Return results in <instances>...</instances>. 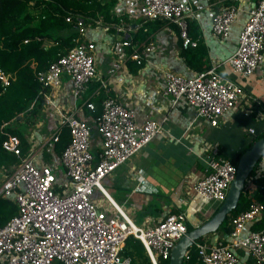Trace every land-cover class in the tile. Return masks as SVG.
Returning <instances> with one entry per match:
<instances>
[{
  "label": "built area",
  "instance_id": "2783aa9c",
  "mask_svg": "<svg viewBox=\"0 0 264 264\" xmlns=\"http://www.w3.org/2000/svg\"><path fill=\"white\" fill-rule=\"evenodd\" d=\"M238 8L228 4L212 14L210 30L214 37L225 39L228 36ZM115 11L143 21L172 23L178 28L182 46L196 44L187 35L189 20L198 17L196 0H124ZM247 15L236 49L223 61L230 66L232 76L220 71L219 62L215 61L191 75L165 72L162 94L172 106L185 101L194 109L189 127L197 119L211 126L218 125L244 98L241 81H247L261 69L264 77V0H256ZM74 17L80 34L85 32L87 22L92 21L108 29L102 20L82 15ZM66 20L70 21V17ZM117 42L116 49L130 47L128 36ZM95 49L94 42L78 43L52 62L46 71L37 72L38 80L44 86L58 87L61 75L66 73L73 95L79 96L95 76ZM153 49L152 42L141 49L131 48L128 58L141 65ZM0 82L3 86L10 82V75L1 69ZM101 86L105 88V82ZM86 105L94 108L90 101ZM63 120L69 126L70 141L60 157L61 183L57 182L52 165L37 163L33 156L21 158L8 174H1L0 194L13 197L17 212L0 226V264H129V258L123 257L121 251L130 235L141 241L152 264L169 259L176 241L188 231V213L185 210L169 212L154 225L142 228L112 201L101 184L106 175L146 144L159 145L163 132L160 122H139L134 110L106 93L101 100L100 113L95 117L94 130L99 142L94 151L93 129L87 122L72 114L64 115ZM55 133L52 139L57 138ZM248 133L254 139L255 131L249 129ZM2 146L20 157L18 137L10 136ZM235 171L236 165L229 159L207 157L204 174L192 185L194 196L203 200L200 212L205 219L222 203ZM133 178L136 187L144 180L140 175ZM96 189L113 206L112 210L94 202L92 196ZM263 209L261 203L252 200L247 210L231 218L226 239L213 236L194 241L191 247L197 253L199 264H239L236 249L247 251L252 257L251 264H264V229L242 233L246 223ZM187 254L188 251L185 257Z\"/></svg>",
  "mask_w": 264,
  "mask_h": 264
},
{
  "label": "crops",
  "instance_id": "0c3cea01",
  "mask_svg": "<svg viewBox=\"0 0 264 264\" xmlns=\"http://www.w3.org/2000/svg\"><path fill=\"white\" fill-rule=\"evenodd\" d=\"M255 2L256 0H196L198 17L190 19L189 25L194 28L195 37L191 36L193 41L198 42L205 51L203 68L211 62H219L220 71L232 76L230 66L223 61L236 49L239 33L248 17L247 11ZM118 4L123 5L124 0H115L110 13L116 20L104 21L108 25L107 30L92 21L87 22L85 32L79 35L81 43L90 41L96 44L94 53L96 73L83 93L79 96L73 95L66 73L61 75L58 87H50L44 86L34 71L35 78L40 84L38 94L42 97V105L35 120L27 124L29 127L23 120H19V117L18 120L5 122L6 127L19 131L28 149L25 154L21 150L20 157H17L3 146L2 148L16 156V163L23 157L33 156L37 163L52 165L54 170L57 168L56 165H61V155L55 156L52 142L57 141L63 126L69 129L63 117L72 114L85 120L93 129L92 148L96 151L99 142V135L94 131L96 111L95 108H88L86 102L100 99L101 105L102 98L108 93L134 110L139 122L159 121L163 126V132L159 136L158 146L146 144L128 161L106 175L101 181L102 187L131 220L136 210L144 213L145 227L142 228L154 225L169 212L176 210H185L189 215L187 226L194 228L206 220L200 212L203 200L194 196L192 185L204 174L208 155L218 156L219 147L224 157L235 160L251 142L249 129L260 130L264 127L262 69L261 72H255L247 81H241L245 89L244 98L230 113L222 117L218 125L211 126L203 119H197L189 127L195 115L194 109L185 101H179L172 106L162 92L165 72L191 75L197 71L187 66L183 53L196 46H182L176 25L164 21H143L141 18L129 17L125 12L116 13L115 8ZM228 4L239 7L236 19L225 39L216 38L210 30L212 14ZM126 36L130 38V47L116 49L117 39ZM149 42L153 43L154 49L147 61L137 65L128 58L131 48L141 49ZM5 74L10 75V81L15 79L11 73ZM102 82H105V88L101 86ZM0 85L3 89L8 86H3L1 82ZM32 106L33 103L24 109L23 113ZM54 132L57 135L56 139L51 138ZM13 136L20 139L21 148V138L15 134ZM45 153L49 154L48 161H45ZM16 163L7 169L0 168L1 182L3 179L1 174H8ZM133 175L144 178L138 187ZM259 177L264 178V156L247 182L251 194L256 188L252 181ZM0 196L9 198L14 203L13 197L2 194ZM96 198L101 200L96 201ZM92 199L100 207L113 209L106 197L97 189ZM263 214L264 210L255 219L247 222L242 233L246 234L253 230L254 225H258L262 220ZM210 236L208 234L203 238ZM215 236L220 237L217 233ZM227 237L228 233L222 238ZM236 252L239 255V264L252 263V257L247 251L236 249Z\"/></svg>",
  "mask_w": 264,
  "mask_h": 264
},
{
  "label": "trees",
  "instance_id": "16d2710c",
  "mask_svg": "<svg viewBox=\"0 0 264 264\" xmlns=\"http://www.w3.org/2000/svg\"><path fill=\"white\" fill-rule=\"evenodd\" d=\"M114 4L115 0H0V69L15 76L4 89L0 85V168L7 169L17 162L15 155L2 148L4 140L15 134L21 138L22 153L25 154L28 149L19 131L6 127L5 122L19 117L18 119L27 125L35 120L42 105V97L38 94L40 84L35 78L34 71H46L52 62L81 43L80 33L75 27V15L90 17L95 21L100 19L114 22L116 19L110 13ZM68 17L70 21L66 20ZM187 35L194 40V28L190 25ZM195 46L183 53L187 66L198 71L205 64V51L198 42ZM99 100L92 101L96 116L101 110ZM32 103L33 106L23 113ZM254 130L256 137L251 139V142L264 135V127ZM69 141V129L63 126L57 141L52 142L55 156L60 157ZM217 154L218 156L213 154L208 156L226 158L219 147ZM239 155L235 160H229L236 165ZM44 158L48 161L49 154L45 153ZM258 163L250 177L253 176ZM252 182L256 186L255 191L251 194L247 187L248 183H245L236 208L226 216L216 231L220 237L229 233L231 218L247 210L252 200L264 206V178L259 177ZM16 212L15 204L9 198L0 196V226L5 225ZM187 227L188 230L192 229L190 226ZM260 229H264V214L259 224L253 227V230ZM121 255L129 258V264H152L141 241L132 235L126 238ZM158 264H169V259L159 260ZM183 264H199L193 246L189 248Z\"/></svg>",
  "mask_w": 264,
  "mask_h": 264
},
{
  "label": "water",
  "instance_id": "95a60500",
  "mask_svg": "<svg viewBox=\"0 0 264 264\" xmlns=\"http://www.w3.org/2000/svg\"><path fill=\"white\" fill-rule=\"evenodd\" d=\"M263 156L264 135L252 141L250 146L239 155L236 162L235 176L222 203L206 220L188 230L176 241L170 252L169 264H183L185 255L194 241L217 231L226 216L236 208L247 179Z\"/></svg>",
  "mask_w": 264,
  "mask_h": 264
},
{
  "label": "rangeland",
  "instance_id": "374dc122",
  "mask_svg": "<svg viewBox=\"0 0 264 264\" xmlns=\"http://www.w3.org/2000/svg\"><path fill=\"white\" fill-rule=\"evenodd\" d=\"M13 122H15V120H13ZM25 124V123H24ZM26 125V124H25ZM27 127H29V125H27ZM95 131V130H94ZM255 137H256V135H255ZM254 137V138H255ZM36 149L38 148V146L37 147H35ZM131 158V157H130ZM129 158V159H130ZM128 159V160H129ZM127 160V161H128ZM57 163V162H56ZM56 169H54V174H55V176H56V179H57V182H59V183H61L62 181H63V179H62V175H63V168H62V166L61 165H56ZM133 177V176H132ZM132 177H130V180L132 181V183H134V181H133V178ZM0 183H1V177H0ZM99 200H101V198H96V201H99ZM95 201V200H94ZM144 219H145V216H144V213L143 212H141L140 210H136L134 213H133V216H132V220H133V222H134V224H136L137 226H139V227H145V222H144ZM216 232H214V233H211V234H209V235H211L210 237H213L214 235H216L215 234Z\"/></svg>",
  "mask_w": 264,
  "mask_h": 264
},
{
  "label": "clouds",
  "instance_id": "9594fccd",
  "mask_svg": "<svg viewBox=\"0 0 264 264\" xmlns=\"http://www.w3.org/2000/svg\"><path fill=\"white\" fill-rule=\"evenodd\" d=\"M262 158V157H261ZM259 162V161H258ZM207 219V218H206Z\"/></svg>",
  "mask_w": 264,
  "mask_h": 264
}]
</instances>
